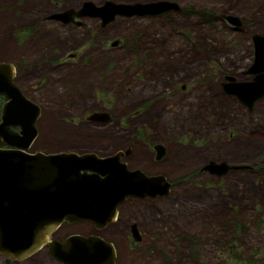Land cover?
I'll list each match as a JSON object with an SVG mask.
<instances>
[{
    "label": "rangeland",
    "instance_id": "1",
    "mask_svg": "<svg viewBox=\"0 0 264 264\" xmlns=\"http://www.w3.org/2000/svg\"><path fill=\"white\" fill-rule=\"evenodd\" d=\"M85 1L104 0H0V61L16 66V84L41 108L29 152L129 151L122 161L171 189L127 198L120 223H75L56 239L98 234L117 264H264V97L249 109L222 88L228 74L251 77L249 35H264V0H166L179 10L105 27L50 18ZM93 112L107 117L91 121ZM209 161L244 169L212 174ZM52 260L40 251L21 264H61Z\"/></svg>",
    "mask_w": 264,
    "mask_h": 264
},
{
    "label": "water",
    "instance_id": "2",
    "mask_svg": "<svg viewBox=\"0 0 264 264\" xmlns=\"http://www.w3.org/2000/svg\"><path fill=\"white\" fill-rule=\"evenodd\" d=\"M169 10L179 7L166 0L105 1L102 6L85 1L78 11L69 8L50 18L66 23L83 16L100 17L105 25L120 16H156ZM226 19L233 23L231 17ZM252 64L248 72L258 73L256 57ZM15 74L12 63L0 61V255L4 263L20 264L46 245L61 264H117L115 246L98 234L72 233L63 241L50 236L63 223L89 222L97 230L105 229L117 221L118 207L127 198L165 196L171 183L163 175L129 169L121 162L122 151L105 157L88 152H29L38 136L36 122L41 111L15 83ZM225 78L228 81L222 83L223 90L249 108L263 96L252 83ZM98 115L88 118L98 119ZM106 117L101 115L99 119ZM155 150L160 158L162 145H156ZM242 168L213 161L202 167L217 175ZM34 218L37 222L30 227ZM133 239L139 241L134 224Z\"/></svg>",
    "mask_w": 264,
    "mask_h": 264
},
{
    "label": "flooded vegetation",
    "instance_id": "3",
    "mask_svg": "<svg viewBox=\"0 0 264 264\" xmlns=\"http://www.w3.org/2000/svg\"><path fill=\"white\" fill-rule=\"evenodd\" d=\"M106 0H104L103 2H101V3H99V4H97V3H95V5H97V6H101L104 2H105ZM113 1H115V0H113ZM115 2H118V1H115ZM72 8H74V7H72ZM75 10H79L80 9V7H76V8H74ZM83 17H92V16H83ZM82 17V18H83ZM121 17V16H120ZM136 17V16H135ZM145 17H154V16H144V17H139V18H145ZM92 18H99L100 19V26L101 27H105L107 24H105V25H102V23H101V18L100 17H92ZM117 18V17H116ZM116 18L114 19V20H116ZM122 18H127V17H122ZM129 18H134V17H129ZM76 20H74V21H72V22H76L77 24H80L81 22L79 21V20H77V18H75ZM55 20V19H54ZM60 21V20H59ZM62 22V21H61ZM113 22V21H112ZM62 23H64V22H62ZM67 23V22H66ZM65 24V23H64ZM109 24V23H108ZM256 35H261L260 33H253V34H251L250 33V35H249V37H250V39H251V42H250V50H249V55L247 56V57H251L252 58V63H254L255 62V55H254V44H253V37L254 36H256ZM261 36H264V35H261ZM115 41V40H114ZM117 41V43L119 42V40H116ZM74 56V54H70L69 55V57H73ZM250 64L249 66H248V68L244 71V73L245 74H248V75H251V77H250V79L249 80H245V81H241V82H248V83H252V84H254L255 82H257L256 80L257 79H259V78H261L263 75H264V69L262 68V65H256V67H257V69H258V73H250V72H248V69L251 67V65H253V64ZM14 67H15V71L17 72V68H16V66L14 65ZM253 67V66H252ZM256 69V70H257ZM232 77V78H234V80L235 81H237L236 80V78L234 77V76H232V75H230V74H228V75H226V77ZM226 79V78H225ZM227 80V79H226ZM228 81V80H227ZM223 83V82H222ZM93 85V84H92ZM184 88V87H183ZM225 92V91H224ZM226 93V92H225ZM226 94H228V93H226ZM228 95H233V94H228ZM262 97H264V95L263 96H261V97H259V98H257V99H255L254 100V102L255 101H257V100H259V99H261ZM237 98V97H236ZM238 99V98H237ZM239 100V99H238ZM240 101V100H239ZM241 102V101H240ZM253 102V103H254ZM242 103V102H241ZM243 104V103H242ZM2 105H3V103H2ZM2 105H1V108H2ZM244 106H246L247 108H249V106L247 105V104H243ZM162 106H164L163 104H162ZM252 106H253V104L251 105V108H252ZM40 107V106H39ZM251 108H249V109H251ZM2 111V110H1ZM40 111H41V108H40ZM40 114H41V112H40ZM94 114H99L98 115V118H99V116H103V115H105V114H101V113H98V112H93V115ZM89 120H91V121H95L96 119H90L89 118ZM156 145H158V144H153L152 145V152L154 153V156H155V159L156 160H160L161 158H164L165 157V155H166V153H167V148H165V147H163L162 146V149H163V154L160 156V158H157L156 157V155H157V151L155 150V146ZM34 152V151H33ZM130 152L129 151H127L125 154H123V155H121V162H124V161H122L123 160V157L124 156H127L128 154H129ZM163 156V157H162ZM124 163H126V162H124ZM127 164V163H126ZM128 166V165H127ZM128 168L129 169H131L132 170V168H130L129 166H128ZM144 172V171H143ZM147 174V173H146ZM147 175H150V174H147ZM156 175V174H155ZM147 198V197H146ZM118 220H117V222L116 223H120V219H119V207H118ZM81 223V222H80ZM86 223H89V222H86ZM75 223H73V224H68V223H64V224H61L62 226H60L56 231H60V230H62L63 228H65L66 226H70V225H74ZM115 223H113V224H111L110 226H113ZM109 226V227H110ZM61 228V229H60ZM134 228H136L137 229V225H135L134 224ZM103 230V229H102ZM137 231H138V229H137ZM70 234H72V233H70ZM70 234H65L64 235V237H62V239L61 240H59V241H63L68 235H70ZM131 234H132V237H133V224L131 225ZM56 237H57V235L55 234V232H53L52 233V235L50 236V238H52V239H54V240H57L58 241V239H56ZM139 240H141V237H139ZM40 251H43V252H46L47 253V255L50 257V254H49V251H48V249H47V246L46 245H43L41 248H40V250H38L37 252H40ZM36 252V253H37ZM36 253H33V254H31L30 256H29V258L30 257H32L34 254H36ZM29 258H27V259H29ZM27 259H25V260H27ZM24 260V261H25ZM53 261V260H52ZM4 262V261H3ZM21 263V262H20ZM116 263H117V259H116ZM5 264V263H4Z\"/></svg>",
    "mask_w": 264,
    "mask_h": 264
},
{
    "label": "bare ground",
    "instance_id": "4",
    "mask_svg": "<svg viewBox=\"0 0 264 264\" xmlns=\"http://www.w3.org/2000/svg\"><path fill=\"white\" fill-rule=\"evenodd\" d=\"M106 1H113V0H106ZM93 5H95V3L93 2V1H90ZM113 2H115V1H113ZM105 3V2H104ZM103 3V4H104ZM102 4V5H103ZM101 5V6H102ZM95 6H97V5H95ZM73 10H75L74 8H73ZM75 11H78V10H75ZM82 18V17H81ZM253 44H254V55H255V57H256V60H257V65L259 64V65H262V68L264 69V36H261V35H256V36H254L253 37ZM257 82H255L253 85H254V88L256 89V90H258V92H260L261 94H263L264 95V75L261 77V78H259V79H257L256 80ZM37 222V219L36 218H34L33 220H32V222L30 223V227H33L34 225H35V223ZM16 229H18V225H16ZM16 232V231H15ZM52 235V234H51ZM42 247V246H41ZM40 247V248H41ZM40 248H39V250H40ZM50 258L51 259H53V260H55V261H57V262H59L58 260H57V258L52 254H50Z\"/></svg>",
    "mask_w": 264,
    "mask_h": 264
}]
</instances>
